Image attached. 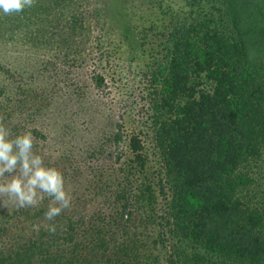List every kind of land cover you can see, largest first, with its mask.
I'll return each instance as SVG.
<instances>
[{"label":"trees","instance_id":"16d2710c","mask_svg":"<svg viewBox=\"0 0 264 264\" xmlns=\"http://www.w3.org/2000/svg\"><path fill=\"white\" fill-rule=\"evenodd\" d=\"M206 1L213 12L158 35L152 124L129 138L135 206L151 213L137 227L156 231L151 243L127 226L138 216L124 188L122 212L67 209L53 222L45 196L2 216L0 264H264V0Z\"/></svg>","mask_w":264,"mask_h":264},{"label":"rangeland","instance_id":"374dc122","mask_svg":"<svg viewBox=\"0 0 264 264\" xmlns=\"http://www.w3.org/2000/svg\"><path fill=\"white\" fill-rule=\"evenodd\" d=\"M213 11L204 0H35L19 14L0 10V119L14 135L33 133L45 164L64 174L71 210L122 212L123 188L136 205L128 144L134 133L145 140L152 124L158 35L170 22ZM15 210L1 206L0 222ZM135 210L138 218L126 222L134 233L151 214ZM137 228L150 244L156 231Z\"/></svg>","mask_w":264,"mask_h":264},{"label":"clouds","instance_id":"9594fccd","mask_svg":"<svg viewBox=\"0 0 264 264\" xmlns=\"http://www.w3.org/2000/svg\"><path fill=\"white\" fill-rule=\"evenodd\" d=\"M34 5L35 0H0V10L5 15L22 13ZM45 196L51 200L44 214L46 221H55L71 207L72 196L65 187L64 174L45 164L44 157L35 150L33 133L14 135L0 119V206L38 208ZM44 228L51 234L56 232L55 223H45Z\"/></svg>","mask_w":264,"mask_h":264}]
</instances>
